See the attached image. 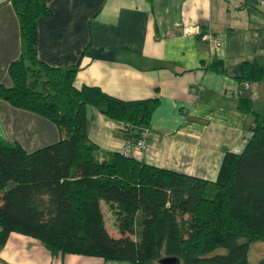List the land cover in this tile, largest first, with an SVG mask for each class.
Returning <instances> with one entry per match:
<instances>
[{
    "label": "trees",
    "instance_id": "16d2710c",
    "mask_svg": "<svg viewBox=\"0 0 264 264\" xmlns=\"http://www.w3.org/2000/svg\"><path fill=\"white\" fill-rule=\"evenodd\" d=\"M11 1L22 54L9 68L13 84H0V97L49 118L62 138L30 152L0 137V248L18 232L54 255L250 264L252 245L264 241V111L241 99L240 109L254 115L251 135L241 153L226 152L216 180L103 153L89 137L91 108L124 122L128 138L137 141L158 100L126 101L97 86L76 87L79 65L55 68L38 58V20L51 14L46 0ZM258 4L243 0L250 13L263 15ZM244 78L261 81L264 65L246 62ZM103 201L115 209L119 237L107 227Z\"/></svg>",
    "mask_w": 264,
    "mask_h": 264
},
{
    "label": "crops",
    "instance_id": "0c3cea01",
    "mask_svg": "<svg viewBox=\"0 0 264 264\" xmlns=\"http://www.w3.org/2000/svg\"><path fill=\"white\" fill-rule=\"evenodd\" d=\"M46 2L51 14L38 20L42 62L62 69L79 65L78 88L97 86L126 101L158 100L146 148H136L134 140L128 155L216 180L226 152L244 150L254 115L240 109L241 99L264 111V79L244 78L246 62L264 65V14L250 13L243 0ZM258 3L264 11V0ZM21 54L19 15L11 0H0V84H13L9 68ZM88 132L103 153L126 149V124L94 108ZM0 137L31 152L59 141L62 132L47 117L0 97ZM102 207L105 217V209L115 216L110 204L103 201ZM0 264L136 263L54 255L39 239L12 232L0 248Z\"/></svg>",
    "mask_w": 264,
    "mask_h": 264
},
{
    "label": "rangeland",
    "instance_id": "374dc122",
    "mask_svg": "<svg viewBox=\"0 0 264 264\" xmlns=\"http://www.w3.org/2000/svg\"><path fill=\"white\" fill-rule=\"evenodd\" d=\"M105 213H106V223H107V227H108L110 233L114 236L119 237L120 233L117 229L115 216L112 214L110 209H105ZM263 257H264V243L253 244L251 249H250V252H249L250 264H259V260Z\"/></svg>",
    "mask_w": 264,
    "mask_h": 264
},
{
    "label": "built area",
    "instance_id": "2783aa9c",
    "mask_svg": "<svg viewBox=\"0 0 264 264\" xmlns=\"http://www.w3.org/2000/svg\"><path fill=\"white\" fill-rule=\"evenodd\" d=\"M210 36L209 35H204V39H209ZM212 39V38H211ZM212 41L214 42L215 46L218 45V39L217 38H213ZM246 85L248 86L249 83L246 82ZM152 134V130L150 128H144L143 129V136L141 138H139L136 142V148L138 149H144L146 148V137L151 135ZM131 145H132V141L131 139L128 138V142H127V145H126V149L124 150L123 153L127 154L131 148Z\"/></svg>",
    "mask_w": 264,
    "mask_h": 264
},
{
    "label": "water",
    "instance_id": "95a60500",
    "mask_svg": "<svg viewBox=\"0 0 264 264\" xmlns=\"http://www.w3.org/2000/svg\"><path fill=\"white\" fill-rule=\"evenodd\" d=\"M161 264H178L179 259L177 257H164L160 260Z\"/></svg>",
    "mask_w": 264,
    "mask_h": 264
}]
</instances>
